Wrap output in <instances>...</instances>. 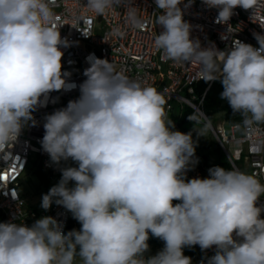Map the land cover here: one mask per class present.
Segmentation results:
<instances>
[{"label": "clouds", "instance_id": "obj_1", "mask_svg": "<svg viewBox=\"0 0 264 264\" xmlns=\"http://www.w3.org/2000/svg\"><path fill=\"white\" fill-rule=\"evenodd\" d=\"M202 2L218 9L216 22L225 24L234 9L254 13L258 4ZM154 3L161 28L154 46L176 63H197L205 82L219 81L220 99L241 117L238 129L264 125V35L253 34L259 47L239 39L225 50L202 47L184 19L193 0ZM116 6H127L131 26H142L131 0L86 2L96 15ZM54 17L48 0H0V153L35 123L42 97L77 87L62 70L61 46L69 42ZM114 34L122 35L118 29ZM87 62L79 97L46 115L40 142L52 163L76 165L60 169L61 179L42 195L41 207L62 206L81 227L65 233L52 216L30 226L18 217L0 222V264H192L184 248L196 245L215 249L207 264H264V206H257L264 184L220 166L209 168L207 178L187 179L198 163L196 142L192 132L173 130L164 95L107 59L93 54ZM188 119L199 122L195 115ZM208 127L196 133L205 136ZM253 150H264V140ZM150 234L164 247L145 259Z\"/></svg>", "mask_w": 264, "mask_h": 264}, {"label": "built area", "instance_id": "obj_2", "mask_svg": "<svg viewBox=\"0 0 264 264\" xmlns=\"http://www.w3.org/2000/svg\"><path fill=\"white\" fill-rule=\"evenodd\" d=\"M48 2L55 13L54 22L60 27L61 38L69 42L68 47L61 46L64 53L62 70L70 73L68 82L77 87L68 91H53L46 99L42 97V105L33 112L35 123L29 122L17 141L10 143L5 153H0V222H16L18 217L19 222L30 226L35 219L52 216L63 224L65 233L80 229L81 225L76 223L70 226L72 214L62 206L53 203L48 210L41 207L42 195L48 193L61 179L60 169L76 165L71 160L62 161L59 165L52 163L40 142L44 135L46 115L79 97V84L86 79L83 72L89 67L87 58L93 54L112 62L117 71L129 78L155 87L162 93L167 102L165 111L175 124L173 130L180 128L178 119L183 115L185 106L192 107V115L199 122L205 119L211 127L232 166L254 175L264 184V150H253L256 142L264 140V125L246 132L236 127L241 122L240 119L231 123V133L227 134L223 122L213 124L201 108L204 95L198 97L195 93L196 82L203 79L200 66L197 63H176L169 60L154 46V37L161 31L155 23L154 0H131L132 6L137 8V15L143 21L139 28L129 24L127 6H116L103 15H96L86 7L87 0ZM217 16L218 9L208 8L202 0H193L184 15V19L192 26L191 38L198 39L202 47L214 44L220 50L230 46L232 39L259 47L253 34L264 35V0H258L254 13L251 9H234V14L226 24L217 23ZM114 29H118L122 35L114 34ZM195 157L198 158V163L187 171L186 178H207L211 167L205 162L203 155L195 152ZM33 162L37 163V169L44 175L43 181L39 179L43 190L35 201H29L23 190V182L26 171ZM257 206H264V195L257 201ZM148 244L145 259L156 255L164 247L162 240ZM195 247L200 256L193 264H201L202 261L207 264V258L215 254L214 248L201 250L198 245Z\"/></svg>", "mask_w": 264, "mask_h": 264}, {"label": "trees", "instance_id": "obj_3", "mask_svg": "<svg viewBox=\"0 0 264 264\" xmlns=\"http://www.w3.org/2000/svg\"><path fill=\"white\" fill-rule=\"evenodd\" d=\"M222 85L219 81H213V82H205L203 79L199 80L195 84V93L198 97H201L204 95L203 101L201 103V108L207 115V117L215 124L217 121V115L222 116V118L230 123L239 121L241 119L239 114H233L231 112L230 107L225 101H222L220 99V93L222 92ZM197 102L199 99H196ZM193 108L190 106H185L183 115L178 119V123L180 125V128H177L176 130L181 131L183 133H188L187 131V125L193 121H190L188 119L189 115H192ZM204 156V155H203ZM205 162L209 164L210 167L214 166H220L225 169H228L230 167H233L231 162L229 164L228 157L223 154L222 157H216L213 161H208L207 156H204ZM234 168V167H233ZM40 171V170H39ZM40 178L44 179V175L40 171ZM76 223L79 224L77 220H75L72 216L70 221V226ZM80 225V224H79ZM160 239L150 236L148 243L150 242H156ZM184 255H190V258H193L191 261L192 264L199 258V252L195 246L192 247H185L184 248Z\"/></svg>", "mask_w": 264, "mask_h": 264}, {"label": "rangeland", "instance_id": "obj_4", "mask_svg": "<svg viewBox=\"0 0 264 264\" xmlns=\"http://www.w3.org/2000/svg\"><path fill=\"white\" fill-rule=\"evenodd\" d=\"M217 122H223L226 133H231V123L224 120L222 116L217 115ZM206 121L201 120L198 123L191 122L187 125V131L192 132L193 140L196 142V151L197 153L207 156L208 161H213L216 157H222L223 154L226 155L222 147L220 146L217 138L215 137L211 127L209 126L207 131L204 132L205 136H199V133L202 129H204L206 125ZM197 132V133H196ZM227 156V155H226ZM40 171L37 169V163L33 162L30 167H28L26 171V176L23 182V190L27 195L29 201H35L37 195L41 193L43 190L42 184H39ZM43 181V179H41ZM188 256V255H186ZM190 257V255H189ZM193 258H191V261Z\"/></svg>", "mask_w": 264, "mask_h": 264}]
</instances>
